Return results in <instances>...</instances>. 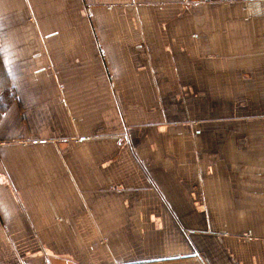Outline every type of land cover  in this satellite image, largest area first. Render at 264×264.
I'll return each instance as SVG.
<instances>
[{
    "label": "crops",
    "instance_id": "crops-1",
    "mask_svg": "<svg viewBox=\"0 0 264 264\" xmlns=\"http://www.w3.org/2000/svg\"><path fill=\"white\" fill-rule=\"evenodd\" d=\"M0 93V264H264V12L0 0Z\"/></svg>",
    "mask_w": 264,
    "mask_h": 264
},
{
    "label": "rangeland",
    "instance_id": "rangeland-1",
    "mask_svg": "<svg viewBox=\"0 0 264 264\" xmlns=\"http://www.w3.org/2000/svg\"><path fill=\"white\" fill-rule=\"evenodd\" d=\"M240 3L248 17H252L258 12H264L262 0H240Z\"/></svg>",
    "mask_w": 264,
    "mask_h": 264
},
{
    "label": "trees",
    "instance_id": "trees-1",
    "mask_svg": "<svg viewBox=\"0 0 264 264\" xmlns=\"http://www.w3.org/2000/svg\"><path fill=\"white\" fill-rule=\"evenodd\" d=\"M5 105L3 104V97H2V93H0V113L2 112V110H4Z\"/></svg>",
    "mask_w": 264,
    "mask_h": 264
},
{
    "label": "built area",
    "instance_id": "built-area-1",
    "mask_svg": "<svg viewBox=\"0 0 264 264\" xmlns=\"http://www.w3.org/2000/svg\"><path fill=\"white\" fill-rule=\"evenodd\" d=\"M262 2L264 3V0H262Z\"/></svg>",
    "mask_w": 264,
    "mask_h": 264
}]
</instances>
